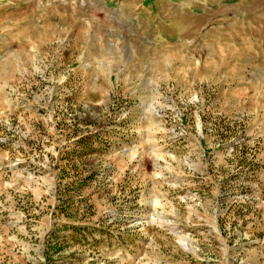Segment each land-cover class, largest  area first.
Listing matches in <instances>:
<instances>
[{
  "label": "rangeland",
  "instance_id": "rangeland-1",
  "mask_svg": "<svg viewBox=\"0 0 264 264\" xmlns=\"http://www.w3.org/2000/svg\"><path fill=\"white\" fill-rule=\"evenodd\" d=\"M0 264H264V0H0Z\"/></svg>",
  "mask_w": 264,
  "mask_h": 264
}]
</instances>
